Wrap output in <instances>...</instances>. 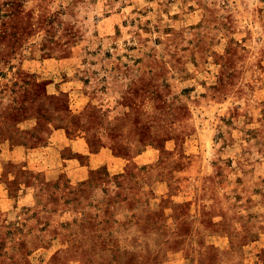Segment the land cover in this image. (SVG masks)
<instances>
[{"label": "rangeland", "instance_id": "374dc122", "mask_svg": "<svg viewBox=\"0 0 264 264\" xmlns=\"http://www.w3.org/2000/svg\"><path fill=\"white\" fill-rule=\"evenodd\" d=\"M0 264H264V0H0Z\"/></svg>", "mask_w": 264, "mask_h": 264}]
</instances>
